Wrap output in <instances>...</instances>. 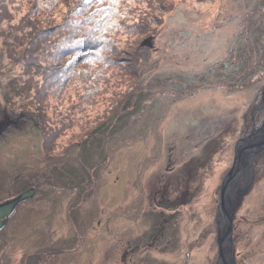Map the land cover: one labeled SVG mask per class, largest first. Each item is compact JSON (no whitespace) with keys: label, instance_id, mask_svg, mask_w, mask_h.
Wrapping results in <instances>:
<instances>
[{"label":"rangeland","instance_id":"rangeland-1","mask_svg":"<svg viewBox=\"0 0 264 264\" xmlns=\"http://www.w3.org/2000/svg\"><path fill=\"white\" fill-rule=\"evenodd\" d=\"M28 2L16 8L4 0L0 19V203L28 189L35 194L0 230V264H215L221 182L237 140L264 118V0L164 1L180 6L153 46L158 21L142 27V14L135 15L118 37L119 67L143 88L157 78L160 90L143 102L139 91L124 93L114 107L84 95L78 77L58 98L35 91L29 77L37 80L39 63L32 60L44 44L20 26ZM72 8L55 7L38 30L68 19ZM148 40L152 47L140 50ZM12 90L30 96L31 106L19 105ZM177 171L180 188L168 195L179 203L166 208L161 190ZM150 186L160 190L154 202ZM161 210L171 225L158 241L165 249L159 261L145 245L138 259L124 258L122 213L127 240L154 227ZM232 238L234 264H264V149Z\"/></svg>","mask_w":264,"mask_h":264},{"label":"trees","instance_id":"trees-1","mask_svg":"<svg viewBox=\"0 0 264 264\" xmlns=\"http://www.w3.org/2000/svg\"><path fill=\"white\" fill-rule=\"evenodd\" d=\"M7 1L10 2L9 5L12 7H22L19 5L21 0ZM154 1L127 0L126 3L121 4L119 0H90V2L88 0H29L32 5L31 12L20 22V26H23L27 31H37L36 35L42 36L40 45L44 44V48L38 50L36 59H33L32 62L39 63L37 65L39 70H36L37 80L47 81L43 86L41 83L37 85V80L29 77L35 87V91L39 92L44 98H58L65 95L67 88L78 77V86H80L84 95L94 94L104 103L109 102L113 107L116 106L118 99L124 93L130 95L139 91L136 95L139 100V98L154 92L156 88L150 90V84L156 87L158 84L157 78L145 83V92L141 93L144 90L143 85L141 87V83H135L130 79L124 70L119 67V58L117 57V47L120 42L118 37L131 29L128 24L130 19L137 14H142L140 21V26L142 27L150 23L149 20L151 19L158 21L151 31L150 37L153 38V46L155 39L162 34L163 29L166 27L167 19L180 6L171 5L168 7L169 5H166L168 0ZM72 2L73 8L66 13L70 14L68 19L54 26H49L44 30H38L40 27H44H38L39 24H37L43 16H47L46 18L49 20V17H53L51 11L55 7L61 5L66 10ZM34 3L40 4L38 7L40 10L36 9ZM0 4V19H2L3 10L5 11L6 9L4 0H0ZM158 26H161V28L158 29ZM146 44L148 46L141 45L140 50H147L151 46L150 40L146 41ZM11 92L14 93V99L18 100L19 105L31 106L32 99L28 105L25 104V101L30 96H23L22 91H19V94L15 90ZM86 104H83L84 109ZM128 105L129 103L126 104V106ZM177 174L178 171L168 178L166 189L169 194L173 193L175 187L180 188L176 184ZM181 196L182 198L185 197L184 191H182ZM163 197L165 198V196ZM178 200H175L174 208L178 205ZM159 216L158 225L154 224L156 228L150 232L152 236L148 242L150 244L148 250L155 252L157 262L159 261V255H162L165 250L158 248V241L162 240L161 236L165 235L168 223L171 225V222H165V216ZM163 218L164 220H162ZM8 219L5 225L8 223ZM147 240V236L137 239V241L141 242V244L137 245V242L130 244L133 242L132 238H127L126 243L129 242V246L123 251L124 258L134 255L132 259H138L135 254H140L139 250L142 245L147 247ZM170 241L173 243L172 235ZM166 247L170 248L171 246L168 243Z\"/></svg>","mask_w":264,"mask_h":264},{"label":"water","instance_id":"water-1","mask_svg":"<svg viewBox=\"0 0 264 264\" xmlns=\"http://www.w3.org/2000/svg\"><path fill=\"white\" fill-rule=\"evenodd\" d=\"M262 107H264V87ZM262 149H264V118L259 126L237 140L234 145L232 165L221 182L215 218L217 245L215 264H234L232 243L234 216L241 199L250 187L254 158ZM244 171L243 184L238 187L236 182ZM34 193L35 189H28L13 199L0 203V230L4 227L6 219L13 214L16 206L31 198Z\"/></svg>","mask_w":264,"mask_h":264},{"label":"flooded vegetation","instance_id":"flooded-vegetation-1","mask_svg":"<svg viewBox=\"0 0 264 264\" xmlns=\"http://www.w3.org/2000/svg\"><path fill=\"white\" fill-rule=\"evenodd\" d=\"M158 178V177H157ZM156 178V179H157ZM168 185V183L166 184V186ZM170 203V202H169ZM162 214H163V211L161 212ZM123 215H121V220L122 221H126V218H125V214L124 213H122ZM155 215H154V218L155 219H157L158 218V216L156 215V214H158L157 212H155L154 213ZM159 215V214H158ZM119 224L121 225V224H123V222H119ZM156 227H151V226H149L148 228L146 227L144 230H142V231H139V233L135 236V239H134V243L135 242H137L136 244L137 245H139V244H141V242H139V241H137V239H141V237L142 236H145V235H147V234H149L148 233V230H154ZM166 229H167V227H166ZM121 233H122V235H121V237H120V239H119V248H120V246L122 245L123 247H122V250L123 251H125L126 250V243H125V238H126V232H124V230H123V226H122V229H121ZM137 238V239H136Z\"/></svg>","mask_w":264,"mask_h":264},{"label":"bare ground","instance_id":"bare-ground-1","mask_svg":"<svg viewBox=\"0 0 264 264\" xmlns=\"http://www.w3.org/2000/svg\"><path fill=\"white\" fill-rule=\"evenodd\" d=\"M245 175V171L244 173L238 178L237 182H236V185L239 187V185H241L242 181H243V177ZM208 183H211V181H209ZM233 190V189H232ZM231 190V192H232Z\"/></svg>","mask_w":264,"mask_h":264},{"label":"snow or ice","instance_id":"snow-or-ice-1","mask_svg":"<svg viewBox=\"0 0 264 264\" xmlns=\"http://www.w3.org/2000/svg\"><path fill=\"white\" fill-rule=\"evenodd\" d=\"M88 2H90V0H88Z\"/></svg>","mask_w":264,"mask_h":264}]
</instances>
